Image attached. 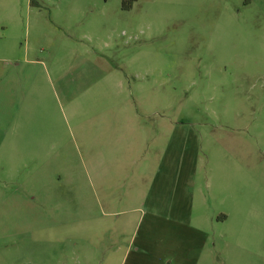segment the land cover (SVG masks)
Instances as JSON below:
<instances>
[{"label": "rangeland", "instance_id": "1", "mask_svg": "<svg viewBox=\"0 0 264 264\" xmlns=\"http://www.w3.org/2000/svg\"><path fill=\"white\" fill-rule=\"evenodd\" d=\"M125 5L0 0V264H96L61 242L64 224L111 211L93 204L91 168L136 176L112 207L135 233L126 264H175L167 226L141 215L143 162L196 172L207 240L177 264H264V0Z\"/></svg>", "mask_w": 264, "mask_h": 264}, {"label": "crops", "instance_id": "2", "mask_svg": "<svg viewBox=\"0 0 264 264\" xmlns=\"http://www.w3.org/2000/svg\"><path fill=\"white\" fill-rule=\"evenodd\" d=\"M135 128V127H134ZM142 130V133L138 135V139L141 138L144 142L146 140V134ZM105 146V144H104ZM105 151L108 148L104 149ZM144 168H138V179L145 184L142 188H139L140 202L143 206L141 215L144 217L148 215V219L155 222L164 223L167 226V230L159 233L160 238L159 245L163 246L167 250H173L174 253L170 254L167 259L169 262L179 263V248L183 245H190V249L202 250L207 240V234L203 228L198 225L195 226L194 218L203 217V222L207 219L205 215L201 217V211L196 212V172H192V168H185L182 173L181 180H174L175 172L177 168H146V163L143 162ZM131 168H91V174L94 175V181L91 184V196L93 204L97 206L100 211L105 208H110L109 213H95L91 212L90 215L73 221V231H67L66 225L61 227L63 234L61 242L65 243L67 240L78 241L90 246V249L82 250L81 254L83 259L94 261L96 264H126L127 256L130 252V247L135 241L134 232L133 237L128 239L129 231L124 230V222L126 219V211H114L112 207L115 204H121L131 198L133 194L129 193L125 198L114 190H119L125 185H131L132 191L135 193V179L136 176L128 173ZM113 171V172H110ZM110 175H116L117 179L110 181L108 177ZM119 194L118 196H116ZM206 195L202 193V197ZM96 208V209H98ZM147 209V211H145ZM137 212H134V214ZM101 214V215H99ZM131 213H129L130 215ZM98 215V216H97ZM217 224L226 221L227 217L220 213L215 217ZM104 221L108 224V230L101 227L104 226ZM112 221L117 222L116 227ZM202 222H198V224ZM70 226V225H69ZM175 226L177 229H175ZM182 232L188 233V240H184ZM61 234V235H62ZM197 234L198 239L194 236ZM100 238L99 243L97 239ZM134 239V241H133ZM143 239L140 240L137 251H143ZM104 245V254L102 257H97L95 253L102 250L100 246ZM78 245L73 246L74 252L77 253L76 248ZM179 247V248H178ZM92 248V250H91ZM62 253H66V248H63ZM91 253V255H89ZM99 259V260H98ZM193 260V258H191ZM99 261V262H98ZM182 262H189L192 264L194 261H187L181 259ZM169 264V263H168Z\"/></svg>", "mask_w": 264, "mask_h": 264}, {"label": "trees", "instance_id": "3", "mask_svg": "<svg viewBox=\"0 0 264 264\" xmlns=\"http://www.w3.org/2000/svg\"><path fill=\"white\" fill-rule=\"evenodd\" d=\"M126 1H133V2H135V1H137V0H124V5H125ZM125 7H126V5H125ZM130 8H131V7H128L127 9H130Z\"/></svg>", "mask_w": 264, "mask_h": 264}]
</instances>
